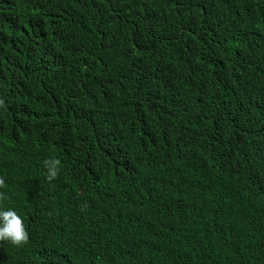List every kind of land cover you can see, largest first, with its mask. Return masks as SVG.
<instances>
[{
    "label": "trees",
    "instance_id": "obj_1",
    "mask_svg": "<svg viewBox=\"0 0 264 264\" xmlns=\"http://www.w3.org/2000/svg\"><path fill=\"white\" fill-rule=\"evenodd\" d=\"M0 206V264H264V0H0Z\"/></svg>",
    "mask_w": 264,
    "mask_h": 264
},
{
    "label": "clouds",
    "instance_id": "obj_2",
    "mask_svg": "<svg viewBox=\"0 0 264 264\" xmlns=\"http://www.w3.org/2000/svg\"><path fill=\"white\" fill-rule=\"evenodd\" d=\"M43 164L47 170L48 178L54 179L59 172V161L45 159ZM0 241L10 242L16 247H20L28 241V232L23 219L11 207L0 206Z\"/></svg>",
    "mask_w": 264,
    "mask_h": 264
}]
</instances>
